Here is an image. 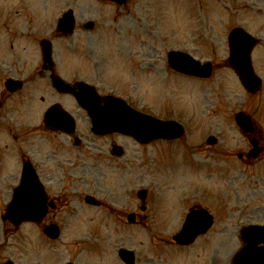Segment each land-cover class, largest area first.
Returning <instances> with one entry per match:
<instances>
[{
    "label": "rangeland",
    "instance_id": "374dc122",
    "mask_svg": "<svg viewBox=\"0 0 264 264\" xmlns=\"http://www.w3.org/2000/svg\"><path fill=\"white\" fill-rule=\"evenodd\" d=\"M26 1L35 2L36 0ZM65 1L67 2V0L52 2V18L54 21L63 12L66 4L70 5ZM79 1L81 5L80 14L85 18L92 17L96 21L95 28L99 27L98 32L101 35L108 31L111 40H114L117 34L118 38L126 36L120 34V28L129 31L125 44L131 45L129 46L131 53L136 50L135 44H156L158 49L164 50L161 53L165 57L168 49L178 48L183 50L187 48V51L193 52L202 61L210 60L217 64L218 68L214 71L211 83H198L201 86L203 97L200 104L195 103L197 98L199 99V93H196L190 86L187 87L192 89L190 92L184 90L185 83L181 81L180 77L175 80V88L171 86L170 80L166 82L161 80L156 83V81L142 76L141 73L136 74L138 80H133L134 82L137 81L138 86H140L138 88L139 92L150 91L154 97L162 96V101L154 103V106L156 108L161 107L163 114L168 116L173 113L187 123L188 134L184 142L190 146L191 150L198 148L209 134H214L216 130V134L220 138L216 144L217 147H214L213 150L219 151L222 149L230 152L233 147L236 150L238 148L236 145L241 139V133L232 126L234 122L232 115L230 116L232 112L246 110L252 113L256 120H261L260 122L264 124V91L256 97L248 95L237 81L235 73L224 67V60L229 56V33L233 28L242 26V28L250 30L252 34L262 39L261 44L254 48L252 59L256 67L255 70L264 80V0H129L128 5L124 8L99 0ZM0 3V5H5L12 2L10 0H0ZM131 32L136 36L133 37L130 34ZM139 40H142V42H139ZM5 47H8L7 42ZM6 54L7 50L4 51V55ZM131 67L134 68V65ZM152 84L157 88L155 91L151 89ZM118 87L123 89L121 83H118ZM133 87L135 91V84H133ZM129 92H131V89H129ZM162 94H168L167 96H172L170 99H173L164 101V95ZM206 95L211 100L207 99L203 104ZM174 99L176 100L174 101ZM200 111L213 112L205 115ZM214 111H220L221 113ZM223 124H225L224 127ZM179 146H176L177 148L166 145L163 148L157 146L144 147L149 150L151 156L148 161L149 165L142 168L143 173L138 170L134 171L133 176L136 179H131V186L135 188L139 184L135 188L138 189L140 185H148L150 182L153 185V187L150 186L153 190L155 187L163 189V184L168 183V188L163 192H172L170 188L175 187L176 192L187 193L183 198L196 195V201L218 205L222 199H225L226 190H222L225 185L228 190L227 198L230 199L232 195L236 197L235 193L241 192L244 196L249 195L250 200L260 206L256 210H261L259 216L262 218H248L241 213L239 217L242 221L245 219L243 222H248L250 219L264 220V180L260 185L262 178H264V163H257L253 167H248L246 164L236 161L228 165L230 174L221 176L225 168L221 161L215 163L209 159V164L203 166L201 159H197L193 160L194 164H192L190 159L185 157L186 160H184L183 157L188 151ZM132 147L137 148L136 146ZM89 157L87 156L85 161H88ZM235 167L246 169V177L251 180V183L244 181L242 177H231V174L238 173ZM63 168L67 172L69 169L77 168L76 171L79 172L80 167L67 164L63 165ZM241 172L245 175V172ZM79 175H83V173L79 172ZM209 175H211V178L206 177ZM222 178H225L224 185ZM159 192H162V190ZM255 192L256 198L253 197ZM166 195L171 197L172 193L165 194L162 199ZM9 196L10 192L8 191L5 203H7ZM171 202L172 200L167 203L170 205ZM187 204L182 202L177 209L171 211L170 217H166L170 213V211H166L163 218L167 221V224L161 221L160 211L159 213L156 212L157 216L160 214V218H157L153 225L155 231L165 230L167 234H175L181 228L183 219H185ZM233 206L232 202L227 204L230 211L234 208ZM132 231V240L128 245L138 249L136 264H140L142 255L139 252L142 250V243L146 240V232L139 225L132 228ZM161 231L159 234H162ZM24 246L28 247L25 244ZM62 249L56 252L59 255L34 249L31 251V258L41 264H51L56 259L55 257L60 262L58 264L70 260H75L77 264H122L118 259V254H116V247L110 249L106 244L98 245V247L87 246L81 253H78V249L71 245L62 247ZM48 257H50L49 260Z\"/></svg>",
    "mask_w": 264,
    "mask_h": 264
},
{
    "label": "flooded vegetation",
    "instance_id": "af4514ba",
    "mask_svg": "<svg viewBox=\"0 0 264 264\" xmlns=\"http://www.w3.org/2000/svg\"><path fill=\"white\" fill-rule=\"evenodd\" d=\"M15 31H16L15 36H18V35L25 36L26 35L25 32H21L20 30H18L16 28H15ZM31 37H32V35H31ZM3 62L4 61L2 59H0V121L3 118L2 112L5 111L3 108V103H2L4 100L6 101V106H7L8 111H14V107H13L14 102L10 96L11 94L9 95L6 92H4L2 82H1L2 78L4 76L3 67H1L3 65ZM55 103H59V102L57 101ZM256 137L259 140L258 143H260V145L264 149V145L261 143L262 142V136L260 134H256ZM107 138L110 139L108 141L112 142L113 145L116 144L117 139H115L114 136L107 137ZM64 142H67V144H72L70 141H67V139ZM76 152L83 154V150L78 146V144L76 145ZM83 159L84 158L82 156L80 158V161H83ZM43 181L45 183L44 179H43ZM50 181L53 182L54 187L52 189H49V188H48V190L46 189V194H45L46 195V202H47V205L49 206V208H48V215H46L47 217L45 219V223H60L64 218L65 212H67L70 209L75 210L76 204H74V203L76 202V200H74L73 197L70 194H68L67 191L63 190L64 182L60 181L58 178L53 177V176L50 178ZM103 204H104L105 208L110 209L107 204H105V203H103ZM126 209L132 210V207L126 208ZM118 221L123 223L124 215L121 214L120 216H118Z\"/></svg>",
    "mask_w": 264,
    "mask_h": 264
},
{
    "label": "water",
    "instance_id": "95a60500",
    "mask_svg": "<svg viewBox=\"0 0 264 264\" xmlns=\"http://www.w3.org/2000/svg\"><path fill=\"white\" fill-rule=\"evenodd\" d=\"M236 45H237V43L235 42V43H234V46H233V47H234L233 50H234V51H237V52H236V55H237L239 52H238V48H237ZM234 60H237L236 65H238L239 68H240V66L243 65V62H242L241 57H240L239 54L237 55V57H235ZM98 115H99L100 117L104 118V117H105V111H98ZM107 118H108V117H107ZM107 118H104V119H107ZM113 122H114L115 124H119V123H120V121L118 120V118H115V119L113 120ZM112 125H114V124H112ZM112 125H111V126H112ZM114 126H115V125H114ZM117 126H119V125H117ZM132 129H133V128H129V126H127L126 128H123L122 130L125 131V132H127V133H130V134H136L135 131H133ZM253 242H254V241H253ZM252 244L255 245V243H252ZM251 252L256 253V254H259V255L261 256L263 262H264L263 254H262L261 252L257 251L256 249H251ZM260 256H259V258H260ZM246 257H247V256H245V258H246ZM255 261H257V258H256V257H253V259H252L251 262H255ZM257 264H260L259 260L257 261Z\"/></svg>",
    "mask_w": 264,
    "mask_h": 264
}]
</instances>
